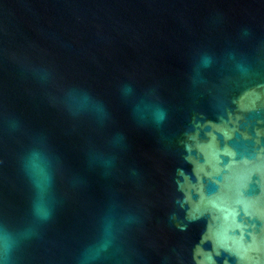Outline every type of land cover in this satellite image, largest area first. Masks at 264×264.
Listing matches in <instances>:
<instances>
[{"label": "water", "instance_id": "95a60500", "mask_svg": "<svg viewBox=\"0 0 264 264\" xmlns=\"http://www.w3.org/2000/svg\"><path fill=\"white\" fill-rule=\"evenodd\" d=\"M0 264H264V0H0Z\"/></svg>", "mask_w": 264, "mask_h": 264}, {"label": "clouds", "instance_id": "9594fccd", "mask_svg": "<svg viewBox=\"0 0 264 264\" xmlns=\"http://www.w3.org/2000/svg\"><path fill=\"white\" fill-rule=\"evenodd\" d=\"M161 118H163V113H161ZM50 213L49 212H45L42 216L43 219L47 220L50 218Z\"/></svg>", "mask_w": 264, "mask_h": 264}]
</instances>
